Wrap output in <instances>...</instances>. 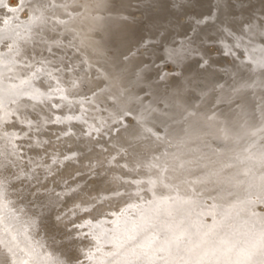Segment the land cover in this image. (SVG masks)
Segmentation results:
<instances>
[{"label":"bare ground","instance_id":"6f19581e","mask_svg":"<svg viewBox=\"0 0 264 264\" xmlns=\"http://www.w3.org/2000/svg\"><path fill=\"white\" fill-rule=\"evenodd\" d=\"M22 1L27 8L22 13H16L15 9ZM65 1L67 3L69 0ZM165 1L167 10L160 11L157 1L153 3V0H72V3L79 7L83 6V14L76 13L74 17L68 13L64 16V23H60L61 20L53 22L52 19L63 16L57 15L56 8L44 7L43 4L47 1L42 0V4L37 6L34 1L28 3L24 0H2L0 19L5 21L14 11V14L20 15L23 30L26 26L30 28L23 33L31 34L35 42L48 40L53 43L57 42L55 38L58 37V41L62 39L81 53L79 56L57 59L45 52L23 50L15 36V42H8L14 44L13 48L19 55L31 59L48 58L51 61L47 64L48 73L52 74L58 85L56 77L63 76L67 77L66 82L69 84L72 80H78L81 84L78 90L66 91L68 100L53 101L59 105L60 110L48 107L46 111L39 109V113L49 116L50 113L85 112L84 125L89 127L91 135L109 138V156L114 151L120 153L121 147L132 143L129 140L124 143L123 136L128 133L132 136L129 139L134 140L133 144L135 142L134 153L127 149L126 155L123 152V156L119 155L117 160L105 161L106 163L103 162V157L100 161L97 159L94 150H90L92 143L83 136L80 142L69 137L62 145L66 149L69 148V152L73 151L74 146H82L86 155L84 163L80 166L85 172L92 167H86L85 164L101 163L103 176L97 185L99 192L109 193L108 198H113L117 203L121 200L120 204L132 201L134 197L130 195L129 184L132 176L148 174L153 180L159 176L154 172L157 170L144 169L142 164L137 163L138 154H144V157L147 154L155 159L154 162L159 156L158 162L167 165L159 170L169 173V184L175 181V172L183 176L199 174V171L191 170L192 161L203 168L212 165L218 168L219 172L225 168L226 176L231 177L237 169H231L227 164H238L234 161L237 158L241 160L239 170L249 173L242 178L244 185L250 183L249 187L254 194L260 191L264 196V191L261 190L264 181L259 177V171L262 169L258 171L257 165L252 167L254 162L259 161L264 169V147H259V144L264 146V50H257L264 48V39L259 37L258 32L263 30L264 25V11L259 8L261 0H206L202 2L205 5L204 10L193 5L195 0ZM182 3L184 6H181ZM8 5L12 6L11 10ZM204 12L211 15L206 25H192ZM85 19L89 23L88 26ZM72 22L81 29L77 30V37L68 33ZM213 23L216 26L209 30L208 27ZM135 28L138 37L127 43L130 31ZM235 36H238L248 49L240 51L237 57L217 58L220 53L218 48L225 49L227 40ZM251 55L256 59L255 62L244 63L243 60L251 59ZM79 57L84 62L85 70L79 67L80 71L76 72L72 64L76 63ZM162 62L168 66L156 67ZM207 70L210 71L209 74L206 73ZM206 75H209L210 79L206 78ZM76 91H79L80 95L73 99L72 93ZM93 92L96 93L95 96L92 95ZM86 93L92 103L79 100ZM99 99H106V103H97ZM128 99H131L136 110ZM69 104L72 107H69ZM117 107L120 109L116 119L126 116L125 113H128L129 117L122 119L118 124L119 131L113 135L109 132L112 127H117V121L114 120ZM88 108L89 111L86 112ZM153 111L158 113L160 120H164L163 123L156 124L158 122L155 121L150 124L153 132L158 133V137L144 132L143 129L150 128L146 118H149ZM173 113L177 117L169 120L168 117H172ZM14 126L16 125L13 124L10 128L14 129ZM83 128L82 125H77L73 131L79 133ZM172 141L176 143V147ZM211 144L223 148L222 151L219 154L210 151L206 146ZM246 146L254 148L248 156L255 160L252 163L242 155ZM156 154L158 156H155ZM124 165L127 168L120 167ZM249 167L252 168L251 171ZM209 169L212 171L207 173L214 177L215 182L212 179L207 187L216 191L219 176L214 174L217 170L213 171L212 167ZM9 171L10 169L6 168V173ZM11 175H16L14 170ZM143 187L142 183L139 189L142 190ZM238 190L236 187L234 192ZM153 194L155 197L150 206H162L164 202L156 200L165 201L164 196H168L163 193ZM158 194H161L159 198L156 197ZM144 196L148 200L153 197L142 190V194L135 198ZM169 201L172 202L167 200ZM214 202L223 204L222 206L229 204L227 200L215 199ZM258 210L264 215V207L257 208ZM241 220L246 222L245 224L251 221L253 229L246 225L252 229L251 234L254 230L259 234V227L264 224V218L256 214L248 218L244 216Z\"/></svg>","mask_w":264,"mask_h":264},{"label":"water","instance_id":"95a60500","mask_svg":"<svg viewBox=\"0 0 264 264\" xmlns=\"http://www.w3.org/2000/svg\"><path fill=\"white\" fill-rule=\"evenodd\" d=\"M24 1L28 3L35 2V0ZM44 1H47L46 4L50 3L53 5L51 9L56 8L58 16H63V18H53V22L55 20L56 22L57 20L65 21L66 18L64 16L68 13L74 15V17H76V13L78 15L82 13L81 8L83 6L80 5L79 7L76 3H72V0L67 3L65 0ZM154 1H157L160 11L167 10L165 0H153V3ZM205 1L195 0L193 5L199 6L204 10L205 5L202 2ZM23 4V1L19 3L15 9L16 13L17 11L22 13L26 10L27 7ZM181 6H184V4L182 3ZM260 7L264 11V0H261ZM71 10H76V12H71ZM16 13L14 14L13 11V15L5 20L7 23L0 19V183L5 185V195L0 197V261L3 264H21V261L24 260L27 261V264H101L102 261H106L109 258L113 259L115 264H122L119 253L123 252V260L130 261L132 260V251L139 256H151L159 264H185L184 260L179 257L173 259L166 251H154L143 244L131 251L127 249V236L124 234L125 230L123 227L125 222L138 227L143 219L145 226H147L149 221L144 218L148 216L155 218L151 223L156 227L165 228L168 231L172 230L169 227V222L190 225L193 232L197 229L201 231H220V227L213 229V226L220 225V222L223 221L225 224H231L233 227L239 228L244 238L253 241L258 238L255 230L253 234L248 230L249 226L253 229V224H250L251 221L245 224L246 222L242 221L241 218L244 216L246 218L248 216L253 217L254 214L264 218V215L260 213L261 211H257V208L261 209L264 207L263 192L259 191L254 194L251 187H249L250 183L247 186L244 185L245 182L242 181V178L249 173L248 171L243 173L239 170L241 160L239 161L237 158L234 161L238 164L232 166L227 164L231 169H237L231 177L226 176L225 168L219 172V169L212 165L203 168L192 161L190 164L191 170H194V172L199 171V174L193 173V175L183 176L175 172L173 177L175 181L173 184H169L167 183V181L170 182L169 173L161 170L164 172L162 173L159 170V168L164 169L167 165L158 162L159 156L157 154L155 155L158 156L156 157L157 163L154 162L155 159L148 157L147 154L145 157L143 156L144 154H138V164H142L144 169L157 170L154 172L159 176L154 177L156 178L155 180L149 177L148 174L142 176L135 173L138 176H132L129 180L130 195L134 199L127 203L120 204L121 200L117 203V201H113V198H108L109 193L103 194L99 192V186L97 187V185L101 182L103 176L100 168L101 163L92 162L89 165L85 164L86 167L92 165L90 170L85 172L80 166L81 163H84L86 155L82 146H74L73 151L69 152V148L66 149L62 145L69 137L80 142L83 136L92 143L90 150H94L99 161L103 157V162H111L117 160L119 155L123 156L121 154L123 152L126 155L127 149L134 153L135 142L133 144L134 140L129 139L132 136L128 133L123 136V141L127 143L125 141L129 140L132 143L121 147L120 153L114 151L109 156L107 153L110 146L108 143L109 138L106 136L100 137L96 134L91 135L89 127L84 125L86 123L85 112L50 113L49 116L38 112L39 109L46 111L48 107L53 108L51 105L57 99L45 100L42 95L34 93L27 86L26 81L33 86L39 87V92L44 95L53 97L59 94L49 90L48 83H51L53 88H56L54 86L56 85L66 89H70V84L66 82L64 76L60 78L59 85L55 83L52 77H47L49 69L47 64L50 61L48 58L31 59L24 57L17 54L13 48L14 44L12 45L8 42L10 40L13 42L18 38L23 50L45 52L55 56L57 59L71 58L72 55L79 56L81 53L78 49L74 48V50L71 44L66 43L62 39L58 41V37L55 38L57 42L53 43L48 40L35 42L32 40L31 34L23 33L29 31L27 29L30 28L26 26L25 30H23V22L19 17L20 15ZM209 16L211 17L209 13L204 12L197 17L198 21L192 22V25H206ZM85 22L86 26H88L89 23L86 19ZM72 24L68 33H73L77 37L76 32L80 28L77 27L75 22H72ZM214 26H216L215 23L210 25L208 27L209 30ZM208 28H204V30H208ZM136 30L135 28L130 31L129 37L126 39L127 43L138 37ZM255 30H258V28H255ZM258 32L259 37L264 39V25L263 30H258ZM229 39L227 44H225V49L218 48L220 53L217 58L237 57L240 51L248 49L238 36ZM231 39L232 42H230ZM146 42L148 43L149 41ZM257 50L259 52V50H264V48L261 47V49ZM251 56V59L243 60L244 63L255 62L256 59H254L253 55ZM262 56L264 57V54ZM25 65H30V67H25ZM72 66L76 72L80 71L79 67L85 70L84 62L80 57ZM162 66H168V64L162 62L161 65L157 64L156 67ZM208 72L210 73L207 70L206 73L209 74ZM206 78L210 79V76L206 75ZM42 81L45 82L43 86H41ZM85 95L87 93L81 96L82 98L79 100L84 102ZM87 96L90 97L89 95ZM128 102L136 110L132 105L131 99H128ZM53 109L60 110L61 108L55 107ZM119 109V107L116 108L114 120ZM88 111L89 108L86 112ZM127 116L118 117L115 120L117 121L115 122L117 127H112L109 133L117 134L120 128L118 124L122 122L123 118L126 119ZM69 117H72V119H68ZM76 117H79V119H76ZM173 117L177 116L173 113L172 117H168V119L174 120ZM160 118L158 113L153 111L149 118L147 116L146 123L152 128L151 123L154 124L155 121L158 122L156 124L164 122ZM29 120H31V124L28 123ZM13 124L16 125L14 129L10 128ZM77 125H82L84 128L81 131L78 130L79 133H74V127H77ZM89 126L92 127L91 125ZM22 128L27 129L22 130ZM64 133H67V135ZM151 133L153 136L158 137V133L153 131ZM13 134L17 138L10 143L9 140ZM172 143L176 147V143L174 141ZM259 147L263 148L264 146L259 144ZM206 148H209L215 154H219L223 149L212 144L207 145ZM252 150L254 148L246 146L242 150L244 154L241 153L249 158L248 162L251 163L255 161L248 157L249 152ZM257 150L259 151V149ZM66 156L69 159H65ZM203 156L205 155L203 154ZM251 156H253V153H251ZM54 160L56 161L55 163H53ZM180 162L183 163L182 160ZM259 163V161L254 162L255 165L252 167L257 165L258 171L262 169L259 171V177L264 181V169ZM120 167L127 168L125 165ZM209 167L214 168L213 171L217 170L214 174L219 176L216 181L219 182L217 190L219 189L220 191L218 192L214 188L207 187L212 182V179L215 182L214 177L207 173L212 171H210ZM6 168L10 169L9 173H6ZM249 169L251 171L252 168L249 167ZM12 170L15 171L16 175H11ZM253 170L255 169L253 168ZM145 172L147 171L145 170ZM61 175L63 176L59 177ZM56 177L59 178L55 179ZM238 178L240 184H238ZM219 179L222 180L219 181ZM142 183L144 184L142 189L144 193L153 196L149 200L145 196L143 198H135L137 195L142 194V190L139 189ZM227 186L230 187L228 188ZM236 187L239 190L234 192ZM263 187L264 185L261 188L262 191H264ZM153 193L168 195L164 196L165 201H163L164 199L156 200L157 202H164L162 206L159 204L156 205L158 207L150 206L155 197ZM14 194H17V196H13ZM160 195L158 194L156 197L159 198ZM215 199L220 201L227 200L229 204L218 205L214 202ZM167 200H172V202L169 201V203ZM153 204L155 205L156 202ZM103 207L112 208L105 209ZM94 224H99L100 227H93ZM81 225H85V227H81ZM246 225L249 226L244 227ZM4 229H7V231H4ZM101 229L109 235L115 233L113 238L117 243L105 244ZM223 230L231 231L229 228H223ZM84 233L90 234L88 239L83 238ZM93 236L96 238L95 240L92 239ZM151 237L154 240L161 238L155 232L151 233ZM181 244L183 245L185 257L191 259L201 257V249L197 248L195 244L190 243L187 239L182 240ZM112 253H117V255L112 256ZM89 254H92L91 260L87 259ZM206 264H217L216 258L214 256L206 258Z\"/></svg>","mask_w":264,"mask_h":264},{"label":"snow or ice","instance_id":"6c2138e0","mask_svg":"<svg viewBox=\"0 0 264 264\" xmlns=\"http://www.w3.org/2000/svg\"><path fill=\"white\" fill-rule=\"evenodd\" d=\"M2 2V0H0ZM37 6L42 4V0H35ZM44 7H52L53 5L43 4ZM11 10L12 6L8 5ZM7 23V21H5ZM60 23H64L60 21ZM25 67H30V65H25ZM47 75L51 78L52 74L49 72ZM59 81L60 77H56ZM67 80V77L64 78ZM27 86L36 94L42 95L45 100H54L58 99L61 101L68 100L69 97L65 95L66 91H70L71 89H79L81 84L78 80H72L70 82V89H66L64 87H56L53 88L51 83H48V89L54 92L59 93L58 96L53 97L51 95H44L39 92V87L33 86L30 82H25ZM45 82H41V86H43ZM80 95L79 91L72 93V98L75 99ZM93 96L96 95L95 92L92 93ZM32 98V97H29ZM84 100L86 103H92L91 99L85 95ZM97 103H106V99H99ZM53 108L58 107L56 103L51 105ZM69 107H72L69 104ZM83 107V106H82ZM128 113H125L127 115ZM68 119H72L69 117ZM79 119V117H76ZM31 124V120L28 121ZM153 130L151 128H144V132L151 133ZM67 135V133H64ZM90 134V133H89ZM27 135V133H25ZM17 137L13 134L10 137L9 142L12 143ZM65 159H69V157H65ZM56 161L54 160L53 163ZM5 195V185L0 183V197ZM144 219L148 220L149 223L145 226L143 219L141 220L140 225L137 227L136 225H129L127 222L124 224V234L127 236L126 247L129 251L135 249L136 247L145 245L147 248L156 250H163L168 253L170 257L175 259L179 257L184 260L185 264H206V258L215 257L217 264H264V224H261L259 227V234L256 240H250L244 238L241 235L239 228L233 227L231 224H225L223 221L220 222V225H214L213 229L220 227V231L211 230V231H201L197 229L195 232L192 231L190 225H185L176 222H169V227L172 229L171 231L166 230L165 228L156 227L153 223H151L155 218L148 216ZM81 227H85V225H81ZM93 227L99 228V224H94ZM247 227V226H245ZM223 228H229L231 231H224ZM7 231V229H4ZM249 231H252L249 228ZM155 232L160 236V239H152L151 233ZM89 233H84L83 238L88 239ZM101 235L105 244H116L117 241L113 238L115 233L109 235L106 232H103L101 229ZM93 240L96 238L93 236ZM187 239L190 243L195 244V246L201 249L202 255L200 258L191 259L184 256L183 253V245L181 241ZM234 253V254H230ZM132 260H123V252L119 253L122 264H159V262L151 257V256H139L136 255L134 251L131 252ZM112 256H116L117 253H112ZM87 259H92V254L87 256ZM0 264H3L0 261ZM21 264H27V261H21ZM101 264H115V261L111 258L106 261H102Z\"/></svg>","mask_w":264,"mask_h":264}]
</instances>
